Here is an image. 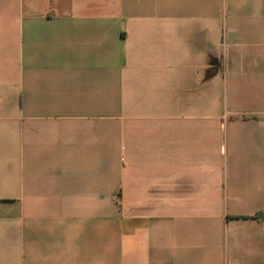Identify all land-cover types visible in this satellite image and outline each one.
<instances>
[{
  "label": "crops",
  "instance_id": "1",
  "mask_svg": "<svg viewBox=\"0 0 264 264\" xmlns=\"http://www.w3.org/2000/svg\"><path fill=\"white\" fill-rule=\"evenodd\" d=\"M0 264H264V0H0Z\"/></svg>",
  "mask_w": 264,
  "mask_h": 264
}]
</instances>
